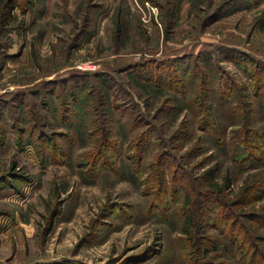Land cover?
I'll use <instances>...</instances> for the list:
<instances>
[{"label":"rangeland","instance_id":"1","mask_svg":"<svg viewBox=\"0 0 264 264\" xmlns=\"http://www.w3.org/2000/svg\"><path fill=\"white\" fill-rule=\"evenodd\" d=\"M5 1L0 264L227 263L221 246L204 253L205 239L198 238L200 250L183 240L180 207L211 166L219 185L228 174L230 198L264 178L261 147L257 163L239 169L232 162L230 141L243 113L232 111L236 100L216 101L217 85L224 89L225 77L234 78L246 89L251 124L264 138L253 79L235 64L237 58L264 63V0H176L172 6L166 0H16L4 21ZM197 63L220 68L219 83L208 88L209 111L228 148L199 126L208 109L199 104L200 76L186 80V92L160 87L154 77L167 66L176 74ZM71 91L77 103L67 102ZM104 131L109 140L102 145ZM147 132L153 140L138 151ZM100 154L109 161L92 173L86 162ZM254 197L248 207L264 203V194Z\"/></svg>","mask_w":264,"mask_h":264},{"label":"trees","instance_id":"2","mask_svg":"<svg viewBox=\"0 0 264 264\" xmlns=\"http://www.w3.org/2000/svg\"><path fill=\"white\" fill-rule=\"evenodd\" d=\"M138 1L141 4H144L145 1L156 2V0ZM175 1L176 0H166V4L167 6H172ZM15 2L16 0L5 1L7 7L4 14V21L10 17L9 11L13 8ZM19 3L22 2L19 1L18 4ZM226 6H228V4ZM161 7L164 6L161 5ZM223 8L224 7H222V9ZM220 10L217 11L219 12ZM235 64L242 72L253 79L251 94L259 103V107H261V111L264 115V63L255 59L241 61L237 58ZM157 66L156 70H160L161 64ZM169 69L171 68L167 66V71L165 69L164 71L161 70L158 76H154L156 79L158 77V85H160V87H171L186 92V80L190 82L194 77H201V82L204 83V86L199 88L201 96V98H198L200 99L199 104L205 105L206 103L208 109L205 110V115L202 116L199 126L209 134L212 142L223 146L222 148H228V144L220 138L221 135H223V131H221L219 127L223 126L220 124L217 126L211 119L210 111L212 110V103L209 101L208 97L210 84L213 81L218 84L219 79L222 77L221 71L219 70L220 68L206 69L204 66L197 63L193 66V69H190L189 66H187L183 70L176 72V74L170 72ZM180 72L184 78H181V75L179 74ZM224 83V89L221 88L219 84L217 85L216 101L220 105L231 100H236V106L232 111L235 112L237 110H242L241 126L239 129H235L232 137L233 139L230 141L229 150L230 158L235 166L239 169H244L257 163L258 159H260L258 158L256 151L260 147L264 150V138L262 135L258 134V132L255 133L254 127L251 124V109L249 107L250 100L247 98L248 96L246 93H244L246 89L231 77H225ZM211 90L213 89L211 88ZM73 94L75 93L71 91L73 101H67L68 103H77V99ZM184 95L185 94L183 93V96ZM66 99L67 97L62 96L61 102L65 104L64 101H66ZM70 106L71 105L66 104L65 108H70ZM234 112L232 115L230 114V117H234ZM78 114V112L73 111V115ZM103 123L105 122L100 121V124ZM252 133H255L257 139H260L261 141H254ZM38 134V140L40 141L42 140V137L44 138V131L40 129ZM103 135L101 141L102 145H105L109 140L107 131H104ZM151 140L153 139L150 133L147 132L142 134L136 144V149L140 151L146 148L148 142ZM105 149H107V146L106 148L104 147L103 150ZM108 161L109 159L106 155L100 154L89 156L86 163L91 165L92 173H96L100 166L107 165ZM161 161H163V158ZM161 165L162 164L160 163V181H162L164 177L162 175V170L164 171V169ZM215 170L216 167L211 166L202 173L200 179H203V181H199L198 183L200 188H195L196 190H194L193 186L190 191H188L189 189L185 191V201L180 207L183 222L181 227V232L184 235L183 240L188 244L193 245L194 250H200L201 245L204 244L201 240L205 239L209 244L203 249L204 253H207L209 249H217L221 246L229 255L227 263L224 264H264V232L258 231V228L264 227V203L257 208L253 206L248 207V204H251L254 200V196V198H256L264 194V178L255 179L246 183L240 188L236 197L230 198L226 191L230 183L228 174L226 173L223 176V183L219 185L212 181ZM202 228H213L216 230L217 234L204 235L200 232ZM198 238L202 239L198 241ZM229 259L231 261H228Z\"/></svg>","mask_w":264,"mask_h":264}]
</instances>
